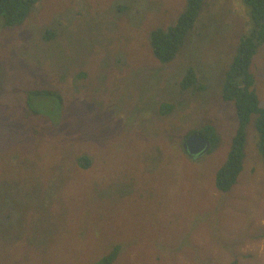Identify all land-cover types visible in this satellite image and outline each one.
I'll return each mask as SVG.
<instances>
[{"label": "rangeland", "instance_id": "1", "mask_svg": "<svg viewBox=\"0 0 264 264\" xmlns=\"http://www.w3.org/2000/svg\"><path fill=\"white\" fill-rule=\"evenodd\" d=\"M184 6L185 0H37L21 23H0V213L15 207L11 196L20 199L28 186L57 188L65 166L66 176L80 177L77 197L96 194L68 207L73 224L48 244L46 264H90V255L114 244L120 251L112 264H264V162L253 116L235 184L225 192L215 187L237 125L216 76L225 74L249 31L250 9L244 0H204L180 53L162 63L149 33L176 22ZM187 68L212 86L181 89ZM250 69L264 107V43ZM31 89L58 92L60 113L51 117L55 103L39 96L33 105L41 114L32 113ZM209 124L219 145L190 154L185 136ZM82 155L91 163L74 173ZM33 242L23 227L12 238L2 233L0 264H36Z\"/></svg>", "mask_w": 264, "mask_h": 264}, {"label": "trees", "instance_id": "2", "mask_svg": "<svg viewBox=\"0 0 264 264\" xmlns=\"http://www.w3.org/2000/svg\"><path fill=\"white\" fill-rule=\"evenodd\" d=\"M36 1L0 0V23L3 26L21 23ZM244 3L250 9L252 25L249 31L239 38L233 53L234 57L227 64L228 67L225 74L216 76L221 82L219 83L217 80L221 87L218 95L222 101L231 103L230 107L234 110L233 118L237 122L227 156L215 174V187L222 192L229 190L235 184L243 167L246 125L250 116L254 117L257 149L264 162V107L260 106L257 93L253 88L255 76L250 69L253 56L264 43V0H244ZM203 5L204 0H185L184 9L176 22L165 28H156L149 33V45L152 53L160 62L167 63L180 53L183 43L188 38L189 31L193 29L195 22L199 19ZM179 86L181 89L203 90L205 89L204 87L212 86V83L198 79L196 74L190 68H187L182 73ZM38 96L40 99L46 98L55 103V109L52 108L49 113L51 117L60 113L62 97L58 92L47 89H31L27 98H29L28 105L32 113L41 114V111L37 110L33 105V100ZM217 132L216 127L210 124L204 126L200 132H197L209 141L210 148L206 152L208 154L220 143V137ZM192 134L194 133H188L184 139ZM90 163L91 160L86 155L77 157L74 173L82 171ZM68 167H64L65 177L58 179L57 188H50L49 192L44 189L41 192L37 184L31 187L28 186L23 189L24 193L21 194L20 199L15 198V195L11 196L12 204L10 201L9 204L16 205L15 207L5 213H0V235L8 233L9 237H15L16 228L19 226L23 227L24 235L32 236L34 248L38 249L36 264H46L43 254L48 244H57L61 239V229L72 226V221L68 219V207L74 205L75 202L86 200L88 197L93 199L96 196L94 192H87L88 197H86L83 194L85 192H82L81 195L84 197H77L80 192L74 190V185L80 177H77L78 173L69 177L66 176L68 175ZM176 174L179 175L180 172L177 171ZM53 182L55 183V181ZM84 190H86L85 185ZM99 227L101 228V225ZM83 231L81 229L76 232L81 235ZM102 245L103 241L99 242L98 248L101 249ZM119 251L120 245L114 244L102 255H90L88 262L90 264H112L119 256ZM62 252L68 259L70 258L69 252ZM83 256L82 254L81 257ZM2 262L3 264H9L6 260ZM230 264L240 263L234 260Z\"/></svg>", "mask_w": 264, "mask_h": 264}, {"label": "water", "instance_id": "3", "mask_svg": "<svg viewBox=\"0 0 264 264\" xmlns=\"http://www.w3.org/2000/svg\"><path fill=\"white\" fill-rule=\"evenodd\" d=\"M184 149H187L190 154H196L197 156L204 155L210 148V143L200 134H192L183 143Z\"/></svg>", "mask_w": 264, "mask_h": 264}, {"label": "flooded vegetation", "instance_id": "4", "mask_svg": "<svg viewBox=\"0 0 264 264\" xmlns=\"http://www.w3.org/2000/svg\"><path fill=\"white\" fill-rule=\"evenodd\" d=\"M194 155H196V156H197V153H196V154H194Z\"/></svg>", "mask_w": 264, "mask_h": 264}]
</instances>
